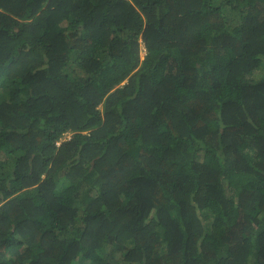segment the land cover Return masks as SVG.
<instances>
[{"label": "trees", "instance_id": "1", "mask_svg": "<svg viewBox=\"0 0 264 264\" xmlns=\"http://www.w3.org/2000/svg\"><path fill=\"white\" fill-rule=\"evenodd\" d=\"M0 264H264V0H0Z\"/></svg>", "mask_w": 264, "mask_h": 264}]
</instances>
